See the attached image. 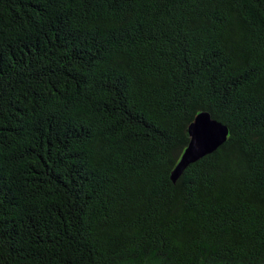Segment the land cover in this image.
<instances>
[{
    "label": "trees",
    "instance_id": "obj_1",
    "mask_svg": "<svg viewBox=\"0 0 264 264\" xmlns=\"http://www.w3.org/2000/svg\"><path fill=\"white\" fill-rule=\"evenodd\" d=\"M0 264H264V0H0Z\"/></svg>",
    "mask_w": 264,
    "mask_h": 264
},
{
    "label": "water",
    "instance_id": "obj_2",
    "mask_svg": "<svg viewBox=\"0 0 264 264\" xmlns=\"http://www.w3.org/2000/svg\"><path fill=\"white\" fill-rule=\"evenodd\" d=\"M229 133L227 124L214 118L209 111H200L188 127L190 141L172 172L173 181L176 182L190 164L223 145L228 140Z\"/></svg>",
    "mask_w": 264,
    "mask_h": 264
},
{
    "label": "snow or ice",
    "instance_id": "obj_3",
    "mask_svg": "<svg viewBox=\"0 0 264 264\" xmlns=\"http://www.w3.org/2000/svg\"><path fill=\"white\" fill-rule=\"evenodd\" d=\"M218 134H222V133H218Z\"/></svg>",
    "mask_w": 264,
    "mask_h": 264
}]
</instances>
